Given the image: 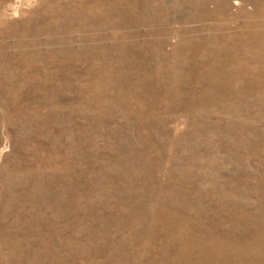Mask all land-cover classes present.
Listing matches in <instances>:
<instances>
[{
  "label": "rangeland",
  "instance_id": "374dc122",
  "mask_svg": "<svg viewBox=\"0 0 264 264\" xmlns=\"http://www.w3.org/2000/svg\"><path fill=\"white\" fill-rule=\"evenodd\" d=\"M0 264H264V0H0Z\"/></svg>",
  "mask_w": 264,
  "mask_h": 264
}]
</instances>
